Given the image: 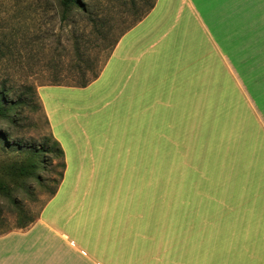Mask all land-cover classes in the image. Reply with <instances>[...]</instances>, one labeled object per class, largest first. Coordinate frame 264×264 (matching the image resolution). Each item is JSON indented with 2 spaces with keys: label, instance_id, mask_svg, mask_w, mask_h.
Here are the masks:
<instances>
[{
  "label": "rangeland",
  "instance_id": "374dc122",
  "mask_svg": "<svg viewBox=\"0 0 264 264\" xmlns=\"http://www.w3.org/2000/svg\"><path fill=\"white\" fill-rule=\"evenodd\" d=\"M254 1L261 11L253 14L263 15L264 28V0ZM119 16L114 25L118 41L145 17L121 34L132 17L124 23ZM88 29L77 15L61 19L57 0H0V103L12 104L24 86L33 88L37 103L36 110H23L21 118L10 112L15 116L12 124L0 117V232L16 225L13 198L30 216L39 217L23 237L38 244L41 256L51 255L54 248L65 260L81 250L99 261L108 257L106 252L115 264H210L208 237L217 230L208 222L228 198L235 208L231 214L239 210L230 219L242 220V234L253 241L264 239L262 124L243 111L230 91L205 139L197 141L196 149H186L190 156L183 148L167 146L158 61L152 63L151 92L138 97L128 116L122 114L125 108L119 115L113 109L109 85L95 81L113 49L83 47V58H96L100 72L85 87L69 86L77 63L71 34L77 30L87 35ZM147 78H141L146 85ZM42 87L49 93L43 94ZM226 97L224 93L222 103ZM51 124L65 148V176L59 174L65 170L62 160L50 152L41 157L38 179L23 178L17 169L29 159L24 146L42 144L53 135ZM86 139L92 158H83L77 177L81 156L73 145ZM231 214L221 212V219ZM198 221L204 225L194 228ZM69 242L79 250L70 249Z\"/></svg>",
  "mask_w": 264,
  "mask_h": 264
},
{
  "label": "crops",
  "instance_id": "0c3cea01",
  "mask_svg": "<svg viewBox=\"0 0 264 264\" xmlns=\"http://www.w3.org/2000/svg\"><path fill=\"white\" fill-rule=\"evenodd\" d=\"M259 10L254 0H156L150 12L119 39L95 81L109 85L113 109L119 115V109L125 108L126 113L122 114L128 116L138 104V97L151 92L152 63L158 61L163 84V143L185 152L191 147L196 149L197 141L205 139L217 107H225V101L230 100V91L242 103L243 111L264 128L263 15L258 18L253 14ZM146 77L148 85L141 79ZM224 93L227 97L222 103ZM51 132L64 150V177L68 166L65 148L55 136L52 124ZM73 147L81 156L79 170L75 172L79 177L83 158H92L90 142L74 141ZM200 164L206 163L202 160ZM222 189L226 194L225 183ZM229 202L228 198L225 203L220 202L215 211L231 214L235 208ZM220 213L215 212V218L208 222L209 228L217 230L208 237L210 264H264V239L253 241L242 234L241 219H230L239 210L222 219ZM198 222L193 223L194 228L204 225ZM34 223L25 230L0 235V264H115L104 251L108 256L104 261L93 255L90 258L81 250V255L66 260L56 256L54 248L51 255L41 256L38 244L33 240L25 242L23 237ZM67 246L77 249L71 242ZM82 257L84 261L79 263Z\"/></svg>",
  "mask_w": 264,
  "mask_h": 264
},
{
  "label": "trees",
  "instance_id": "16d2710c",
  "mask_svg": "<svg viewBox=\"0 0 264 264\" xmlns=\"http://www.w3.org/2000/svg\"><path fill=\"white\" fill-rule=\"evenodd\" d=\"M155 1L156 0H57L61 19H67L72 15H77L84 20L89 27L86 32L87 35H84V33L80 34L77 30L71 34V47L77 63L72 67L73 79L71 80V83H69L71 84L69 86L85 87L90 81L97 78L100 72L101 65L100 62H96V58L91 59L90 56L83 58V47H97L100 48L101 51H112L119 38L118 35L114 34V25H116L115 19L117 15L120 14L119 17L123 19L122 22L124 23L127 22L126 18L130 16L132 17V21L127 23L121 31V34H123L130 27L135 25V23L140 21L153 8ZM24 87L26 89L23 91L21 97L12 104L10 103L7 107H3V104L0 103V117L7 122H10V124L15 121L13 119L15 116H10V112H13V110L17 117L21 118L27 108L30 107L32 111L37 109L33 88L30 86ZM0 94L3 96L4 91H1ZM0 102H2V98H0ZM47 142H50L49 146ZM15 144L22 146L19 142ZM24 148L27 149L26 153L29 155V159L21 163L17 169V172L23 178L31 177L38 179L37 173L42 170L44 164V160H41V157L46 153L52 152L54 158L62 160L61 167H65V163L63 162V149L53 135L46 137L45 141L40 145L33 147L32 144H27ZM49 161H51V159ZM59 174L62 178L63 173ZM56 190L52 191L51 195H54ZM5 195L7 197L9 196L8 193ZM11 200L13 201L17 212L16 225L13 228L1 231L0 235L16 229H26L38 218V216H30L27 213V210L16 204V201L13 198Z\"/></svg>",
  "mask_w": 264,
  "mask_h": 264
}]
</instances>
